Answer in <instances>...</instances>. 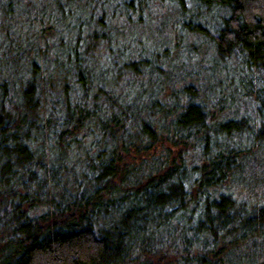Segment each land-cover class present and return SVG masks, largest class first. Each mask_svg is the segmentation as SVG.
Returning a JSON list of instances; mask_svg holds the SVG:
<instances>
[{
	"label": "trees",
	"instance_id": "16d2710c",
	"mask_svg": "<svg viewBox=\"0 0 264 264\" xmlns=\"http://www.w3.org/2000/svg\"><path fill=\"white\" fill-rule=\"evenodd\" d=\"M200 40L237 81L159 100L163 51ZM253 145L264 0H0V264H264Z\"/></svg>",
	"mask_w": 264,
	"mask_h": 264
},
{
	"label": "rangeland",
	"instance_id": "374dc122",
	"mask_svg": "<svg viewBox=\"0 0 264 264\" xmlns=\"http://www.w3.org/2000/svg\"><path fill=\"white\" fill-rule=\"evenodd\" d=\"M203 37V36H201ZM200 48H193V51H191L189 49V47L187 48V50H178L177 52H171L166 50L163 51L162 57L166 56L165 59V64H164V68L166 70V74H168L169 76L163 78L162 80L164 81V83L166 84L164 86V89L161 90L160 97L159 100H165V98H167L168 96L172 95H177V93L179 91H181V89L184 87H188V85L193 84L195 86L200 85L199 82H204V80L207 82V84L205 85V88L203 91H201L200 95H201V99H207L209 102H211V100L214 99V96L217 95L218 93H220L221 95V89L216 88V87H222L220 86V84L225 83V87H223V90L226 89H230V86L228 85L230 80H235L237 81V76H234V73H229L227 71L223 70V66L230 68L231 70L235 69L234 72L238 75V67L237 65H235L234 63H224L223 65L221 64V62L219 61L217 55H215V49H208V46L206 47L205 42L203 40H200ZM165 50V49H164ZM190 50V51H189ZM188 51V52H187ZM183 53L180 54L179 53ZM150 53V52H149ZM212 53V55H211ZM171 54V55H170ZM214 55V56H213ZM152 55L148 54V57H151ZM212 56L214 58H212ZM160 60H159V65L160 64ZM163 67V66H162ZM161 68V67H160ZM182 68L185 70L182 71ZM192 70V71H191ZM152 68L148 67L147 69H145V73H151ZM165 72V71H163ZM189 75V76H188ZM201 80H199L200 78ZM255 77V73H252L249 75V78H254ZM173 78H181L182 82H181V86L180 85H175V86H170L169 84L171 83L170 81ZM149 80H151L153 83L155 80V77H149ZM169 82V84H168ZM120 83L122 84V81H120ZM210 83V84H208ZM107 84H110V81H107ZM120 90L122 92L125 91L124 86L122 85V87H120ZM135 90L132 91L130 90V93L132 94V96L135 97ZM179 94V93H178ZM206 95H209L208 97L210 98V100L208 98H206ZM218 95V97L220 96ZM173 97V96H172ZM244 99L241 98V100L239 101V105L241 104V107L244 108V104L243 101ZM245 103V102H244ZM228 104V103H227ZM247 105V103H246ZM235 107V106H234ZM238 107V106H237ZM210 111L213 113L217 112V108L214 107H210ZM233 108V107H232ZM231 109H227V112L224 113V115L227 114L228 117H233L234 119H237L239 117H241L240 115L238 116H233L235 112H238L239 108L236 109V111L234 112V108L233 110ZM226 111V110H224ZM252 113V112H251ZM143 117H147V115H142ZM218 117H220L219 114H217ZM222 116V115H221ZM252 119L249 120V126L251 127L254 122L253 120L257 119L255 122L257 124H259V120L260 118H254L255 116L252 115ZM261 127L259 125H257V130L259 131ZM242 137L245 138L246 136H242V134H238V137ZM237 138H234V140H239ZM243 142L244 139H242ZM235 142V141H234ZM166 147H159L156 148L157 152L155 155L157 154H162L164 153L165 149H170L169 145L164 144ZM250 149L248 151H246L245 153V164H244V175L248 174L250 177V181L247 187L248 192L250 193H257L255 196L253 197H249L247 199V205L249 206H253L257 200L258 201H262L264 204V198L260 197L259 195H261V193H264V189L263 190H259V187H264V147H257V146H249ZM155 150V149H154ZM153 150V151H154ZM244 150V149H243ZM176 152L175 147L170 149V154H169V161H171L172 157H174ZM255 182L258 184L257 188L258 191H256V187H255ZM245 189V188H243ZM262 191V192H261ZM229 249V248H228ZM171 257V256H170ZM139 261L134 263V264H159L161 260L160 255L158 254H140L139 255ZM258 263H261L262 261H264V259L261 261L258 259H256Z\"/></svg>",
	"mask_w": 264,
	"mask_h": 264
}]
</instances>
